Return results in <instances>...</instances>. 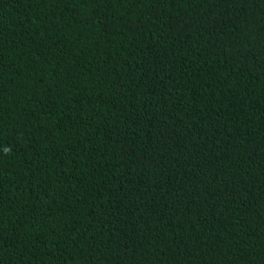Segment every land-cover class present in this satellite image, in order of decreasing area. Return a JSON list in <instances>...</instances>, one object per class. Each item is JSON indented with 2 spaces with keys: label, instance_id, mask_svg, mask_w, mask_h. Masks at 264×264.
I'll list each match as a JSON object with an SVG mask.
<instances>
[{
  "label": "trees",
  "instance_id": "16d2710c",
  "mask_svg": "<svg viewBox=\"0 0 264 264\" xmlns=\"http://www.w3.org/2000/svg\"><path fill=\"white\" fill-rule=\"evenodd\" d=\"M0 264H264V0H0Z\"/></svg>",
  "mask_w": 264,
  "mask_h": 264
}]
</instances>
